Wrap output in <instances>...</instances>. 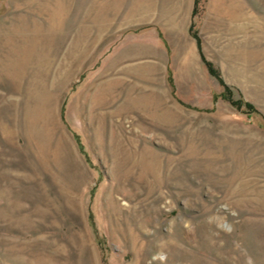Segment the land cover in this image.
<instances>
[{"label": "rangeland", "instance_id": "rangeland-1", "mask_svg": "<svg viewBox=\"0 0 264 264\" xmlns=\"http://www.w3.org/2000/svg\"><path fill=\"white\" fill-rule=\"evenodd\" d=\"M112 16L0 0V264H264V0L175 51Z\"/></svg>", "mask_w": 264, "mask_h": 264}, {"label": "crops", "instance_id": "crops-1", "mask_svg": "<svg viewBox=\"0 0 264 264\" xmlns=\"http://www.w3.org/2000/svg\"><path fill=\"white\" fill-rule=\"evenodd\" d=\"M195 4L196 0H108V15L112 13V19L119 21L117 29L123 40L153 38L175 51L173 37L192 36ZM193 47L198 49L196 43Z\"/></svg>", "mask_w": 264, "mask_h": 264}, {"label": "trees", "instance_id": "trees-1", "mask_svg": "<svg viewBox=\"0 0 264 264\" xmlns=\"http://www.w3.org/2000/svg\"><path fill=\"white\" fill-rule=\"evenodd\" d=\"M199 4H200V0H196L194 14H197L199 12ZM191 31H192V34H194V36H196V38L198 39V42L200 43V38H198L197 32L195 30H193V26L191 27ZM168 81H169V83H170V85L172 87V90L175 91L171 72H169ZM64 110H65V108L63 106L62 112H64ZM72 133H73V136H74V138H75V140H76V142L78 144V147H79L81 153L85 156L87 162L91 163L90 157H89L88 152H87V150L85 148V145H84V143H83V141L81 139L80 134H78L75 131H72ZM89 221H90V225L93 228L94 232L97 233V227H96L95 220H94V217H93L92 213L89 216Z\"/></svg>", "mask_w": 264, "mask_h": 264}]
</instances>
